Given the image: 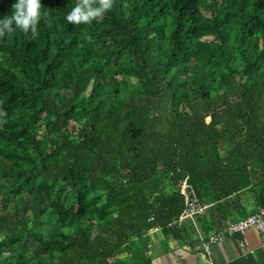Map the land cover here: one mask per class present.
<instances>
[{
  "label": "trees",
  "instance_id": "16d2710c",
  "mask_svg": "<svg viewBox=\"0 0 264 264\" xmlns=\"http://www.w3.org/2000/svg\"><path fill=\"white\" fill-rule=\"evenodd\" d=\"M79 2L0 37V264H152L150 233L194 245L230 198L264 209V0H114L73 25Z\"/></svg>",
  "mask_w": 264,
  "mask_h": 264
},
{
  "label": "crops",
  "instance_id": "0c3cea01",
  "mask_svg": "<svg viewBox=\"0 0 264 264\" xmlns=\"http://www.w3.org/2000/svg\"><path fill=\"white\" fill-rule=\"evenodd\" d=\"M247 195L230 198L232 202L227 209L231 212L227 217L228 224L242 220L243 214H252V198H247ZM243 209L245 213H242ZM149 236L152 241V264H264L261 237L252 229L212 246L209 256L204 255L200 242L194 245L181 244L172 237L162 238L155 232ZM201 236L205 237L203 234Z\"/></svg>",
  "mask_w": 264,
  "mask_h": 264
},
{
  "label": "clouds",
  "instance_id": "9594fccd",
  "mask_svg": "<svg viewBox=\"0 0 264 264\" xmlns=\"http://www.w3.org/2000/svg\"><path fill=\"white\" fill-rule=\"evenodd\" d=\"M113 6L114 0H80L65 19L73 25L88 24L94 19L102 18L105 13L112 10ZM41 9V0H17L12 5L11 14H6L3 19H0V37L5 36L6 33H12L15 30L13 25L25 33L31 29L32 35L36 36L42 16ZM6 115V112L0 110V116Z\"/></svg>",
  "mask_w": 264,
  "mask_h": 264
},
{
  "label": "built area",
  "instance_id": "2783aa9c",
  "mask_svg": "<svg viewBox=\"0 0 264 264\" xmlns=\"http://www.w3.org/2000/svg\"><path fill=\"white\" fill-rule=\"evenodd\" d=\"M181 194L184 197V210L179 217L178 223L186 220L196 224V218L201 216L206 207L202 205L194 189L184 181ZM255 230L261 237L262 249L264 250V209L259 208L256 213L249 215L242 220L227 224L224 228L212 233L206 237L201 236L198 232L200 247L205 256H209L212 246L222 242L228 237L241 236L248 230Z\"/></svg>",
  "mask_w": 264,
  "mask_h": 264
}]
</instances>
